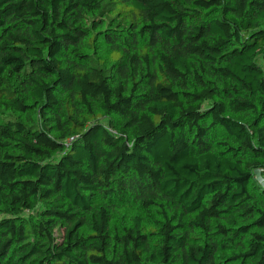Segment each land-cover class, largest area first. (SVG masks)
Returning <instances> with one entry per match:
<instances>
[{"label": "trees", "instance_id": "1", "mask_svg": "<svg viewBox=\"0 0 264 264\" xmlns=\"http://www.w3.org/2000/svg\"><path fill=\"white\" fill-rule=\"evenodd\" d=\"M0 264H264V0H0Z\"/></svg>", "mask_w": 264, "mask_h": 264}]
</instances>
